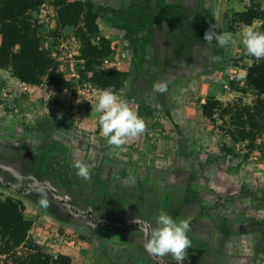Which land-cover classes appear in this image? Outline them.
Returning a JSON list of instances; mask_svg holds the SVG:
<instances>
[{
  "label": "rangeland",
  "instance_id": "rangeland-1",
  "mask_svg": "<svg viewBox=\"0 0 264 264\" xmlns=\"http://www.w3.org/2000/svg\"><path fill=\"white\" fill-rule=\"evenodd\" d=\"M68 1L95 16L90 41L104 50L97 63L82 58L83 18L63 27L54 0H45L28 13L31 33L68 88L56 89L46 74L30 85L0 69V183L29 181L26 193L0 186V196L21 202L28 236L70 264H177L144 247L164 210L190 221L183 264H264V132L250 148L229 138L228 120L202 113L209 98L256 100L246 75L264 59L246 52L240 34L245 26L264 31V0ZM248 10L258 15L245 25L237 14ZM212 25L234 40L209 46ZM114 72L123 80L110 88L146 123L121 146L107 143L95 110L102 88L93 77ZM157 81L168 91L154 92ZM77 159L87 178L72 166Z\"/></svg>",
  "mask_w": 264,
  "mask_h": 264
},
{
  "label": "trees",
  "instance_id": "trees-1",
  "mask_svg": "<svg viewBox=\"0 0 264 264\" xmlns=\"http://www.w3.org/2000/svg\"><path fill=\"white\" fill-rule=\"evenodd\" d=\"M44 1L0 0V69H10L17 79L30 85H38L40 78L46 74L52 78L50 83L56 89L63 90L67 89L68 85L60 81L52 59L31 33L32 24L28 13ZM54 5L58 8V21L63 27L74 26L83 18V29L88 37L83 39L82 58L88 67L96 64L104 50L101 48L103 45L93 46L90 41V37L95 36L97 32L94 14L84 9L82 1L54 0ZM237 15L243 24L248 25L258 14L248 10ZM15 47H18L17 51H14ZM93 80L102 89L113 85L117 90L123 80V74L114 72L100 76V73H97ZM246 86L256 95L252 105L243 104L241 99L223 104L215 98H209L202 105V113L215 124L217 119L221 120L222 124L228 120L226 132L229 138L235 142H247L251 148L264 132V60L248 68ZM0 186L12 188L22 194L29 190V181L23 179L15 186L1 183ZM22 212L23 205L20 201L10 196H0V264H70L69 259L65 257L47 254L28 236L30 222L23 217ZM92 221L95 223L94 219ZM99 228L120 230L115 226L106 225Z\"/></svg>",
  "mask_w": 264,
  "mask_h": 264
},
{
  "label": "clouds",
  "instance_id": "clouds-1",
  "mask_svg": "<svg viewBox=\"0 0 264 264\" xmlns=\"http://www.w3.org/2000/svg\"><path fill=\"white\" fill-rule=\"evenodd\" d=\"M236 34L231 31H216L215 26H210L204 34V41L211 46L215 41L217 48H223L234 40ZM240 42L246 52L257 60L264 59V31L245 26L240 34ZM218 59V57H213ZM154 92L165 93L168 91L166 81L153 83ZM95 110L99 113V126L102 135L109 145H124L129 138H134L144 133L145 120L138 111L131 108L127 99L122 98L111 88L98 89V101ZM77 170V175L87 178L90 175L89 167L77 159L72 165ZM38 203L42 207L48 206L45 193L40 194ZM189 219H174L168 212L161 210L156 217V227L151 230L145 240V249L155 255L164 256L171 253L177 264H183L186 249L191 247Z\"/></svg>",
  "mask_w": 264,
  "mask_h": 264
}]
</instances>
